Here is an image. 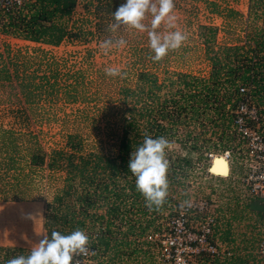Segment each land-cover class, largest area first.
Returning <instances> with one entry per match:
<instances>
[{
	"label": "trees",
	"instance_id": "trees-1",
	"mask_svg": "<svg viewBox=\"0 0 264 264\" xmlns=\"http://www.w3.org/2000/svg\"><path fill=\"white\" fill-rule=\"evenodd\" d=\"M76 1L21 0L20 4H11L6 10L0 7V34L28 43L57 47L64 40L78 36L79 30L72 33L65 23ZM123 1L95 0L93 12L98 19V29L103 21L113 20L112 14ZM207 5L214 7L213 2ZM211 12L216 11L211 9ZM222 13L219 15L222 19L221 31L225 35L234 33L233 29H229L234 23L239 34L232 40L226 39L232 43L223 42L213 49L218 29L206 25L199 27V38L210 67L206 79L176 73L179 81L174 87L171 82L157 85L155 77L140 72L136 76V89L121 91L122 102L130 101L131 106L125 107L129 115L122 120L115 155L80 154L76 135L67 137L65 145L68 151L65 152L52 151L46 155L36 143L25 148L23 158L27 167H45L49 171L63 173L61 189L45 206L42 229L49 238L52 231L70 234L76 229L83 230L89 237L90 252L84 264H129L134 258L145 257L149 243L144 236L152 229L156 217L172 202L184 198L177 194V190L190 168V157L187 154L172 156L166 150L170 165L167 173L168 196L159 211H150L145 206V198L136 191L135 177L128 170L131 153L143 143L145 136L168 140L174 136L178 125L187 126L189 114L194 122L209 123V134L220 130L215 136L223 140L222 134L229 129L235 104L241 98L239 88L247 90L264 121V0H247L245 17L229 7ZM3 54L0 55V80L14 83L20 97V105L9 110L17 115L15 117L27 121L26 106L41 93L56 91L57 74L46 71L38 75L37 69L28 72L22 62H17L21 57L18 52L10 55L5 47ZM73 87L74 84L66 85L64 91L72 100L76 95ZM203 127L193 137H187L190 133L185 131L186 139L181 144L186 147L189 142L191 151L197 154V161H205L204 152L209 151L204 147L209 143L203 139L207 131ZM0 134V155L3 156V159L0 158V170H12L20 151L17 138L10 130ZM241 208L253 215L257 222L264 223V199H247ZM228 223L215 224L212 236L220 241L232 242ZM29 251L0 246V264H6L19 255H27ZM248 256L221 259L200 253L196 261L199 264H247Z\"/></svg>",
	"mask_w": 264,
	"mask_h": 264
},
{
	"label": "rangeland",
	"instance_id": "rangeland-1",
	"mask_svg": "<svg viewBox=\"0 0 264 264\" xmlns=\"http://www.w3.org/2000/svg\"><path fill=\"white\" fill-rule=\"evenodd\" d=\"M209 2H213L214 7L207 5ZM94 4L95 0L76 1L75 8L65 23L72 33L79 30L78 36L64 40L57 47L28 43L0 34V55L4 56L3 49L7 47L10 55L19 53L21 57L17 62H22L28 72L37 69L38 75L46 71H55L57 74L56 91L41 93L40 97L34 98L32 104L26 106L27 121L15 117L17 115L9 110L20 105V97L17 96L14 83L0 80V133L10 130L17 138L20 149L14 169L0 170L1 241L31 248L43 239L45 233L42 229V217L45 206L51 203L54 194L62 187L61 171H49L45 167H27V161L23 158L26 147L30 148L36 143L46 155H50L52 151L65 152L68 151L65 145L67 137L76 135L80 154L93 152L115 155L122 120L129 115L125 107L131 106L130 101L122 102L121 91L127 88L135 90L136 76L140 72L155 77L157 85H167L171 82L174 87L179 81L176 73L206 79L210 67L199 38V27L206 25L218 29L213 44V49H216L223 42L232 43L226 39L232 40L239 34L234 23L232 27L229 26L234 33L225 35L221 31L222 19L219 15L223 14V10L229 7L244 17L247 13V0H174L173 15L176 16V27L170 30L182 31L187 35V40L179 49L169 51L162 60L153 61L150 57L154 53L149 48L147 32L141 33L125 26L112 32L109 28L113 23L111 19L103 21L98 29V19L93 12ZM211 9L216 12H211ZM144 23L150 28L151 15L147 16ZM165 30L167 29L163 23L157 29L158 32ZM108 38H123L126 45L119 49H110L105 54L99 44ZM110 67L118 69L121 75H106L105 70ZM69 84H74V100L64 92ZM163 94L162 90V96ZM202 126L207 129L203 139L209 143L204 147L210 152H204L205 161H197V154L191 151L189 142L187 141L186 147L181 144L186 139L185 131L190 133L187 137H193ZM210 129L209 123L194 122L187 114V126L178 125L174 136L168 139L173 143V147L167 152L172 156L187 154L191 164L177 190V194L184 198L172 202L168 209H164L162 214L156 217V222L149 232L164 229L178 204L206 201L209 205L208 212L193 215L190 226L197 227L199 218L206 215L213 216L216 225L229 222L233 241H220L213 236L211 240L221 246V251L225 249L223 255L230 254L225 257L235 256L241 259L249 255L246 263L255 264L254 246L264 237V223L257 222L253 215L242 211L241 204L251 199V195L240 181L244 171L235 151V138L229 133V129L224 130L223 140L215 136L220 130L211 135ZM259 130L264 133V123ZM224 151L230 154L228 176L226 173H214V166L211 170L212 176H209L207 169L211 161L216 158L224 162L223 158L219 159ZM207 153L218 156L208 159ZM2 157L0 155L1 159ZM172 196L174 197V194ZM232 215L234 218L231 219ZM146 252L145 257L134 258L129 264H161L154 245L149 244ZM199 263L196 260L193 262Z\"/></svg>",
	"mask_w": 264,
	"mask_h": 264
},
{
	"label": "clouds",
	"instance_id": "clouds-1",
	"mask_svg": "<svg viewBox=\"0 0 264 264\" xmlns=\"http://www.w3.org/2000/svg\"><path fill=\"white\" fill-rule=\"evenodd\" d=\"M174 7V0H125L112 14L114 22L109 28L112 32L121 26L141 33L147 32L149 48L154 53L150 59L160 61L169 51L179 49L187 40V35L182 31L170 30L176 27ZM148 15H151L150 28L144 23ZM162 23L167 30L158 32ZM125 45L123 38H108L101 41L99 47L107 54L110 49ZM105 72L108 76L121 75L118 69L111 67ZM172 147L173 143L165 137L145 136L143 143L131 153L128 170L135 177L136 191L143 195L145 206L150 211H159L168 196L167 173L170 165L166 150ZM88 245L89 237L83 230L76 229L70 234L52 231L50 238L43 236L27 255L9 259L6 264H72L74 256L88 255Z\"/></svg>",
	"mask_w": 264,
	"mask_h": 264
},
{
	"label": "built area",
	"instance_id": "built-area-1",
	"mask_svg": "<svg viewBox=\"0 0 264 264\" xmlns=\"http://www.w3.org/2000/svg\"><path fill=\"white\" fill-rule=\"evenodd\" d=\"M20 3L21 0H0V7L6 10L11 4ZM238 94L241 98L232 112L229 133L233 135L237 143L235 151L244 171L240 181L251 198L264 199V133L259 130L264 121L247 94V90L239 88ZM223 155L228 163L230 154L224 151ZM213 156L215 155L207 153L208 159H212ZM208 208L206 201H188L178 204L174 214L168 218L164 229L148 232L144 236L147 243L154 245L161 264H193L200 253L209 257L223 255L225 249L221 251V246L211 240L215 225L213 216L204 215V218H199L197 227L190 226L192 216L206 213ZM254 255L256 256L255 264H264V237L255 244ZM89 256L90 252L88 255L78 254L74 256L72 264H84Z\"/></svg>",
	"mask_w": 264,
	"mask_h": 264
},
{
	"label": "bare ground",
	"instance_id": "bare-ground-1",
	"mask_svg": "<svg viewBox=\"0 0 264 264\" xmlns=\"http://www.w3.org/2000/svg\"><path fill=\"white\" fill-rule=\"evenodd\" d=\"M215 156H218V155H215ZM215 156H213L212 159H213ZM220 158H223V159L225 160L224 155H220V156H219V159H220ZM213 166H214V168H213ZM213 166H212V168H213V172H214V173L225 174V167H224V162H223V161H218V160H216V158H215V160H214V162H213ZM212 168H211V170H212ZM211 170H210V173H211ZM211 175H212V173H211Z\"/></svg>",
	"mask_w": 264,
	"mask_h": 264
},
{
	"label": "crops",
	"instance_id": "crops-1",
	"mask_svg": "<svg viewBox=\"0 0 264 264\" xmlns=\"http://www.w3.org/2000/svg\"><path fill=\"white\" fill-rule=\"evenodd\" d=\"M228 170L230 172L229 164H228ZM42 223H43V217H42ZM0 246H2V247H5V246H9V247H19V248H24V249H27V250H30L31 249L30 247H24L21 244L11 243V242H4V241H1V240H0ZM223 254H224V252H223ZM229 255H230L229 253H225V255H223L222 258L224 259L225 256H229Z\"/></svg>",
	"mask_w": 264,
	"mask_h": 264
},
{
	"label": "water",
	"instance_id": "water-1",
	"mask_svg": "<svg viewBox=\"0 0 264 264\" xmlns=\"http://www.w3.org/2000/svg\"><path fill=\"white\" fill-rule=\"evenodd\" d=\"M214 160H215V158L211 161V163H210V165H209V167H208V169H207V172L208 173H210V170H211V168H212V166H213V162H214ZM224 167H225V175H228L229 174V170H228V163H227V161L225 160L224 161Z\"/></svg>",
	"mask_w": 264,
	"mask_h": 264
}]
</instances>
